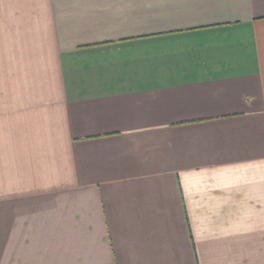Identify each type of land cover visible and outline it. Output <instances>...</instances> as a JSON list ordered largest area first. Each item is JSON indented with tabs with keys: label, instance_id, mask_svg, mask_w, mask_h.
Returning a JSON list of instances; mask_svg holds the SVG:
<instances>
[{
	"label": "crops",
	"instance_id": "crops-1",
	"mask_svg": "<svg viewBox=\"0 0 264 264\" xmlns=\"http://www.w3.org/2000/svg\"><path fill=\"white\" fill-rule=\"evenodd\" d=\"M0 244L264 264V0H0Z\"/></svg>",
	"mask_w": 264,
	"mask_h": 264
},
{
	"label": "rangeland",
	"instance_id": "rangeland-1",
	"mask_svg": "<svg viewBox=\"0 0 264 264\" xmlns=\"http://www.w3.org/2000/svg\"><path fill=\"white\" fill-rule=\"evenodd\" d=\"M3 245L2 244H0V253L1 252H3ZM15 248V246H13V249ZM12 256H13V258L15 257V255H14V253H13V251H12ZM12 264H20L18 261L16 262V261H12L11 262ZM0 264H4V262L1 260L0 261ZM204 264H206V262H204ZM210 264V263H209Z\"/></svg>",
	"mask_w": 264,
	"mask_h": 264
}]
</instances>
